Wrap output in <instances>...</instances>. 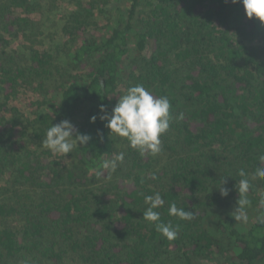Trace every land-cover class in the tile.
I'll use <instances>...</instances> for the list:
<instances>
[{"label": "trees", "instance_id": "trees-1", "mask_svg": "<svg viewBox=\"0 0 264 264\" xmlns=\"http://www.w3.org/2000/svg\"><path fill=\"white\" fill-rule=\"evenodd\" d=\"M42 1L0 0V264H262L264 180L250 176L264 167V51L242 2L72 0L47 48L33 19ZM137 84L184 114L156 156L99 118ZM26 93L35 101L25 114L10 104ZM62 120L90 137L66 157L42 144ZM120 152L123 163L105 169ZM242 168L263 204L257 217L242 228L231 212L211 220ZM157 192L160 222L179 225L173 241L142 218ZM172 203L195 219L168 215Z\"/></svg>", "mask_w": 264, "mask_h": 264}, {"label": "clouds", "instance_id": "clouds-1", "mask_svg": "<svg viewBox=\"0 0 264 264\" xmlns=\"http://www.w3.org/2000/svg\"><path fill=\"white\" fill-rule=\"evenodd\" d=\"M233 4L242 2L245 14L249 19L255 17L261 23H264V0H231ZM171 102L167 96L156 97L152 92L143 85L137 84L127 89L126 93L119 97L118 103L114 107L111 115H101L99 118L107 121L106 127L110 129V135L115 134L121 138H126L129 146L138 150L141 156L146 153L156 156L161 153V136L167 133L173 121L179 122L184 119V114L173 116L171 113ZM105 113L102 105L100 108ZM96 116L90 118L95 122ZM90 140L86 134H81L75 126L68 120H62L58 124H52L47 130L42 144L51 151L53 155L66 157L77 145H84ZM124 153H118L111 161L104 163L105 169L112 172L116 170L119 164L124 161ZM259 161L264 164V154L259 156ZM241 179L236 184L239 193L237 206L231 215L235 221H246V208L248 206L247 193L251 188L250 180L246 171L242 168L239 170ZM152 179H157L155 173ZM252 179L264 180V167H258L252 175ZM223 183V182H222ZM221 195L227 197L229 192L226 188H220ZM148 205L143 212V219L155 226V229L167 240L177 239L179 225L173 226L171 222L163 223L161 214L155 211L157 208L164 206V199L160 193L144 197ZM168 215L179 218L184 221H192L195 214L186 211L183 207H177L175 203L170 204ZM264 222V217L259 218Z\"/></svg>", "mask_w": 264, "mask_h": 264}, {"label": "rangeland", "instance_id": "rangeland-1", "mask_svg": "<svg viewBox=\"0 0 264 264\" xmlns=\"http://www.w3.org/2000/svg\"><path fill=\"white\" fill-rule=\"evenodd\" d=\"M72 0H65L63 2H54L52 5L48 4L47 0L42 1V8L40 10V13L38 15H34L33 19L35 21H38L41 23L42 27L41 30H43L44 35L42 37L43 42H44V47H50L53 46L54 44H57L60 42L61 36H60V26L62 24L61 18L65 14V12L68 9H71L72 6ZM85 1V0H83ZM233 4V3H232ZM121 6L120 4H118ZM239 8L235 6V8L231 9L229 12V20L232 23H235L236 20L240 19L241 17L239 16L238 13ZM14 16H24L21 11H15ZM256 23L259 26V33L257 36V40L255 41L254 45L258 47V49H262L264 51V23H261L258 19H256ZM240 21V20H239ZM106 20L104 18L99 19L100 27L102 28L105 25ZM102 30V29H101ZM21 41H16V40H11L12 47H16L17 43H20ZM63 42V41H62ZM42 47V48H44ZM124 92V90H123ZM35 101V96L30 93L22 94L18 100L12 102L11 105L18 106L23 113H28L30 108V104ZM178 151H181V148L177 147ZM224 156H229L228 159H224V162L232 159V156L230 154H224ZM223 162V160H222ZM231 166H225L226 170H230ZM239 173V172H238ZM235 174V179L236 181L234 182V189L232 191H229V194L227 197L220 196V206L219 207H213L212 212L209 216L211 220L216 218L217 216L232 213L237 206V201L239 199V193L236 188V184H238L239 179V174ZM247 176H250L249 173H247ZM252 177V176H250ZM256 197V195H255ZM247 200H248V206L246 208V214H247V220L246 221H239L237 225L239 227H244L246 226L253 218H256L258 215V210L262 208L263 204H257V202L254 203V195L250 192L247 193ZM216 208V209H215ZM234 218V217H233ZM69 264V263H68ZM264 264V262L262 263Z\"/></svg>", "mask_w": 264, "mask_h": 264}]
</instances>
